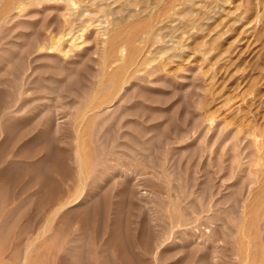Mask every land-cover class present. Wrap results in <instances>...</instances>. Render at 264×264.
<instances>
[{
	"label": "rangeland",
	"instance_id": "obj_1",
	"mask_svg": "<svg viewBox=\"0 0 264 264\" xmlns=\"http://www.w3.org/2000/svg\"><path fill=\"white\" fill-rule=\"evenodd\" d=\"M5 1L0 0V8ZM54 1L22 12L16 9L12 13L16 16L13 22L9 21L5 27L0 28V118L4 108L9 107L13 100L18 107L33 109L24 118H19L9 126L4 127V124L0 123V192L4 194L1 193L0 199L5 197V200L0 201V241L5 239V244L0 242V264H21L23 253L26 251L29 253V259L25 264H47L50 260L49 253L53 259L50 264H79L78 261L82 262L81 255L87 256V260L83 258L86 262L80 264H155L156 252L159 254V264H264L263 250L261 255L258 252L254 254L255 248H251L254 243L240 250L233 235L237 229L241 230L243 227L237 218V211L241 207L249 210L246 211L248 220L256 216L253 210L260 213V216L261 209H264V187L261 186L264 182V148L259 149L261 143L264 146V0H80L88 4V10L90 9L94 17L91 18L88 11L79 22L72 21L73 18L70 13L67 14L62 0ZM124 1L129 5L123 8L122 14L105 15L101 12L106 6L116 9ZM176 12L180 14L173 16ZM143 30L145 35H142ZM56 34L64 35L62 48L50 52L41 51V45L49 43L51 46L57 41L58 38H54ZM82 34L83 36H80ZM123 34L124 37L121 38ZM74 39L78 40L74 42ZM126 40L134 45L133 49ZM125 44L126 47L130 46L129 50H126ZM112 45L115 46L114 49L118 48L115 54ZM118 45L121 48L116 47ZM128 51L133 53H127ZM107 52L114 54L113 57L108 56L109 60L112 58L111 64L118 62L113 63L114 66L109 64V60L104 63L103 57ZM126 55L131 56L128 70L134 71L132 73L135 78L127 70L124 78L128 82L127 92L125 96L119 95L113 101L118 109L106 119L104 116L98 117V120L95 118V129H98L95 132L97 143L92 146L87 132L84 136L87 141L82 137L84 131H87L83 128L88 127L81 126L90 123L89 116L91 118L95 111L89 112L95 106L94 102L102 98L100 96L104 95L105 98L109 94L104 93L107 77L102 76H107L109 71V74L112 70V73L116 71V68L122 65L121 58ZM114 57L116 58L113 59ZM137 76H140V80ZM89 87L91 89H87ZM99 88L102 91H97ZM47 98L53 99L51 106H54L53 110L56 109L59 118H70L73 121L72 125L61 128L59 133L54 132L55 129H37L40 124L43 126L49 122L47 116H50V113L46 112V107L50 104L44 100ZM72 127H75L77 132L80 129L82 134L73 131ZM78 142L81 153L86 151L87 156L91 154L89 157L99 159V169L104 166L110 170H102L103 179L99 181L100 184L96 182L86 185L83 192L86 197H90V201L85 205L80 202V209L71 211L69 215L62 213L63 221L55 222L51 227L52 234L58 233L59 236L57 234L52 242L46 241L51 233L44 234L43 230H47L48 224L44 226L45 223H42L46 220L44 218L47 214H44L48 213V210L40 208V211L38 207L52 194L50 192L65 188L63 184L73 175L71 169L66 167H70L72 148ZM119 145L122 146L118 147ZM114 146L116 147L113 148ZM11 151L21 153L19 162H14L16 165L21 163L19 167L12 162L8 164L11 161ZM43 154L47 155V160ZM113 164L117 165V168ZM112 166L115 168H111ZM8 167L15 172L10 171ZM19 168L24 174L18 171ZM254 169H259L258 173ZM125 175V181L118 180L120 176ZM26 182L27 185L31 183L26 187ZM253 183L258 186L255 187ZM7 186L10 187L9 191ZM12 186L17 188V192H20L21 188L31 187L29 191L26 190L29 192L27 195L26 191L25 195L22 193L24 196H20L21 192H18L20 197L16 195L17 198H14L11 193L8 196ZM125 187L126 189H122ZM260 187L263 190L260 191ZM255 189H259V192L256 193ZM35 191L42 194L38 198L34 197ZM139 192L147 196L139 197ZM41 196L43 200L40 199V204L37 202ZM7 198L12 204L7 202ZM14 200L17 202H13ZM29 202H33V205ZM27 203L32 206L29 210L26 209L29 207ZM22 206L24 207L21 210ZM174 206L180 210L179 219L189 224L187 227H180L177 219L168 217V211ZM34 209L35 211H31ZM222 209L224 211H221ZM17 212H20L19 216ZM5 224L10 226L11 230L3 228ZM2 231L7 235L2 236ZM201 232H207L210 238H202ZM109 241H112L111 244ZM155 242L161 244L157 250ZM68 250H73L71 261L68 260V257L72 256ZM109 250L111 256L108 255ZM76 253H80L81 259L74 258ZM52 254L58 255L56 259ZM64 256L67 260L62 258Z\"/></svg>",
	"mask_w": 264,
	"mask_h": 264
},
{
	"label": "bare ground",
	"instance_id": "obj_2",
	"mask_svg": "<svg viewBox=\"0 0 264 264\" xmlns=\"http://www.w3.org/2000/svg\"><path fill=\"white\" fill-rule=\"evenodd\" d=\"M50 1H54V0H6L4 3H3V6L0 8V28H2V27H5L6 26V24L9 22V21H12L13 22V20L16 18V16L15 15H13L12 13H13V11H15L16 9H18L20 12H22V11H25L26 9H28V8H32V7H34V6H37V5H40V4H43V3H50ZM57 1V0H56ZM56 1H54V2H56ZM142 1V0H141ZM160 1V0H159ZM176 2H177V0H176ZM62 3H63V5H64V7H65V9H66V11H67V14L68 13H70V16H72V18H73V20L72 21H80L85 15H84V13L85 12H88L89 11V14H90V16H91V18H93L94 17V15L93 14H91V11H90V9L88 10V8H89V6H88V4H85L84 3V1H77V0H62ZM91 3H93V2H91ZM99 3V2H98ZM114 3H117V2H114ZM119 3V2H118ZM160 3V2H159ZM163 3H164V1H163ZM191 3V2H190ZM193 3V2H192ZM214 3V2H213ZM52 4V3H51ZM100 4V3H99ZM120 4V3H119ZM160 4H162V3H160ZM185 4V3H184ZM186 4H188V3H186ZM200 4V3H199ZM98 5V4H97ZM127 5H129L128 4V2H126V1H124V2H121V5H119L118 6V8H116V9H111V8H108L109 6H106L105 8H102L103 10L101 11L102 13H104L105 15H113V14H115V15H119V14H122L121 12H122V10H123V8L124 7H126ZM173 5V4H172ZM179 5V4H178ZM181 5V4H180ZM183 5V4H182ZM181 5V6H182ZM88 6V7H87ZM93 6V5H92ZM132 6V5H131ZM134 6V5H133ZM137 6V5H136ZM153 6V5H152ZM158 6H162V5H158ZM165 7V6H164ZM176 7V6H175ZM114 8V7H113ZM136 9H137V7H135ZM145 8H146V6H145ZM160 8V7H159ZM183 8V7H182ZM203 8H204V6H203ZM95 9V8H94ZM132 9V8H131ZM134 9V8H133ZM135 9V10H136ZM172 9V8H171ZM127 10V9H126ZM130 10V9H129ZM128 10V11H129ZM143 10V9H142ZM160 10V9H159ZM162 10V9H161ZM203 10V9H202ZM209 10H210V8H209ZM134 11V10H133ZM156 11H158V10H156ZM170 11V10H169ZM215 11V10H214ZM17 12V11H16ZM126 12V11H125ZM205 13V12H204ZM203 13V14H204ZM88 14V13H87ZM99 14H100V12H99ZM103 14V15H104ZM180 13L179 12H176L173 16H177V15H179ZM131 15V14H130ZM136 15V14H135ZM134 15V16H135ZM160 15V14H159ZM193 15V14H192ZM207 15V14H206ZM66 16V15H65ZM150 16V15H149ZM169 16V15H168ZM204 16V15H203ZM86 17H89V16H86ZM106 17H108V16H106ZM126 17V16H125ZM124 17V18H125ZM143 17V16H142ZM130 18V17H129ZM202 18H205V17H202ZM213 18V17H212ZM59 19V18H58ZM68 19V18H67ZM69 19H71V18H69ZM110 19V18H109ZM144 19V18H143ZM151 19V18H150ZM166 19V18H165ZM171 19H172V17H171ZM93 20V19H92ZM118 20V19H117ZM138 20V19H137ZM167 20V19H166ZM177 20H178V18H177ZM179 20H180V18H179ZM210 20V19H209ZM70 21V20H69ZM108 21V20H107ZM148 21V20H147ZM155 21V20H154ZM171 21V20H170ZM63 22H64V19H63ZM78 22H77V24H78ZM117 22V21H116ZM115 22V23H116ZM132 22V21H131ZM144 22V21H143ZM142 22V23H143ZM152 22V21H151ZM180 22V21H179ZM192 22V21H191ZM195 22V21H194ZM10 23V22H9ZM67 23V22H66ZM90 23V22H89ZM121 23V22H120ZM148 23V22H147ZM146 23V24H147ZM177 23V22H176ZM13 24H16V23H13ZM20 24V23H19ZM18 24V25H19ZM73 24V23H72ZM101 24V23H100ZM111 24V23H110ZM119 24V23H118ZM127 24H129V23H127ZM132 24V23H131ZM182 24V23H181ZM64 25H66V24H64ZM74 25H75V23H74ZM74 25H70V26H74ZM79 25V24H78ZM105 25H106V23H105ZM113 25H115V24H113ZM124 25V24H123ZM139 25V24H138ZM138 25H136V26H138ZM153 25V24H152ZM151 25V26H152ZM156 25V24H155ZM158 25L160 26L161 24H160V22L158 23ZM164 25V24H163ZM175 25V24H174ZM20 26V25H19ZM172 26V25H171ZM185 26V25H184ZM202 26V25H201ZM22 27H23V25H22ZM74 27H76V25L74 26ZM91 27H93V26H91ZM103 27V26H102ZM101 27V28H102ZM115 27V26H114ZM132 27V26H131ZM133 27H134V25H133ZM132 27V28H133ZM148 27V26H147ZM153 27V26H152ZM152 27H150V28H152ZM164 27V26H163ZM187 27V26H186ZM194 27H196V26H194ZM193 27V28H194ZM78 28V27H77ZM107 28V26L105 27V30H107L106 29ZM122 28V27H121ZM124 28V27H123ZM126 28H128V27H126ZM136 28V27H135ZM176 28V27H175ZM175 28H173V29H175ZM199 28V27H198ZM71 29V28H70ZM82 29V28H81ZM177 29H179V28H177ZM202 29V28H201ZM1 30V29H0ZM115 30V29H114ZM138 30H139V27H138ZM148 30V29H147ZM196 30V29H195ZM74 30H72V32H73ZM89 31V30H88ZM102 31V30H101ZM113 31V30H112ZM131 31V30H130ZM133 31H135V30H133ZM145 30H143L142 31V33L144 32ZM152 31V30H151ZM183 31V30H182ZM77 32V31H76ZM76 32H75V34H76ZM195 32V31H194ZM193 32V33H194ZM82 33H83V30H82ZM87 33V32H86ZM118 33V32H117ZM120 33V32H119ZM122 33V32H121ZM136 33V32H135ZM139 33V32H138ZM145 33L146 32H144L142 35H145ZM1 34V33H0ZM71 34V33H70ZM70 34H68V35H70ZM79 34V33H78ZM80 34H81V32H80ZM84 34V33H83ZM83 34L82 35H80V36H83ZM116 34V33H115ZM131 34H134V33H131ZM137 34V33H136ZM151 34V33H150ZM190 34V33H189ZM30 35V34H29ZM73 35V34H72ZM112 35H114V34H112ZM128 35V34H127ZM169 35V34H168ZM27 36V35H26ZM59 36V37H58ZM76 36V35H75ZM96 36V35H95ZM126 36V35H125ZM114 36H112V38H113ZM121 37V36H120ZM124 37V34L122 35V37L121 38H123ZM151 37V36H150ZM45 38V37H44ZM54 38H58L57 39V41L55 42V43H53V45L51 44V46H50V44L48 45V44H45V45H41V51L42 50H49L48 52H50V50H52L53 51V49H59V48H62V43H61V41L63 40V38H64V35H60V34H56L55 35V37ZM127 38V37H126ZM145 38V37H144ZM148 38V37H147ZM164 38H166V37H164ZM171 38V37H170ZM4 39H6V38H4ZM33 40V39H32ZM45 40V39H44ZM52 40V39H51ZM65 40H67V39H65ZM76 40H78V39H76ZM75 39H74V42L76 41ZM120 40V39H119ZM127 40H128V38H127ZM126 40V41H127ZM145 40V39H144ZM148 40V39H147ZM152 40V39H151ZM161 40V39H160ZM129 41H132V40H129ZM166 41V40H165ZM171 41V40H170ZM175 41V40H174ZM183 41V40H182ZM181 41V43H183ZM44 42V41H43ZM49 42H50V40H49ZM151 42V41H150ZM149 42V43H150ZM153 42V41H152ZM158 42V41H157ZM33 43H36V42H33ZM108 43V42H107ZM116 43V42H115ZM114 43V44H115ZM127 43L132 47V46H134V45H131L128 41H127ZM133 43V42H132ZM144 43V42H143ZM111 44H113V43H111ZM118 44H121V43H118ZM167 44V43H166ZM11 45V44H10ZM13 45V44H12ZM15 45H17V44H15ZM115 45H117V43L115 44ZM123 45V44H122ZM122 45H120V46H122ZM144 45H146V41H145V43H144ZM154 45V44H153ZM109 46V45H108ZM124 46V45H123ZM130 46H128V47H126V44H125V48H127L126 50H129L130 49ZM151 46V45H150ZM114 47L115 46H113L112 45V48H113V53L115 54V52L117 51V49H114ZM116 47H119V45L118 46H116ZM158 47V46H157ZM172 47V46H171ZM175 47V46H174ZM119 48H121V47H119ZM129 48V49H128ZM134 47H132V49H133ZM139 47H137V49H138ZM147 48V47H146ZM145 48V49H146ZM181 48V47H180ZM40 49V48H39ZM108 49V48H107ZM107 49H106V51H107ZM63 50V49H62ZM125 50V49H124ZM139 50H140V48H139ZM152 50V49H151ZM154 50V49H153ZM174 50H176V49H174ZM96 51V50H95ZM111 52H112V50H110ZM136 51V50H135ZM147 51V50H146ZM149 51V50H148ZM56 52H57V50H56ZM121 52V51H120ZM120 52H117V53H120ZM137 52V51H136ZM153 52V51H152ZM173 52H175V51H173ZM41 53V52H40ZM39 53V54H40ZM106 53V52H105ZM116 53V54H117ZM125 53V52H124ZM127 53H130L129 51L127 52ZM131 53H133V52H131ZM130 53V54H131ZM143 53V52H142ZM201 53V52H200ZM36 54V53H35ZM114 54H112V53H110V52H107V54L106 55H104L105 57H103V61H104V63L106 64V62H107V60H109V58L112 56H114ZM135 54H137V53H135ZM134 54V55H135ZM174 54V53H173ZM204 54V53H203ZM33 55V54H32ZM70 55V54H69ZM71 55H72V52H71ZM91 55H93L94 56V54H91ZM129 55V54H128ZM163 55V54H162ZM17 56V55H16ZM108 56H110L109 58H108ZM120 56V54L118 55V57ZM123 56V55H122ZM137 56H138V54H137ZM140 56V55H139ZM168 56V55H167ZM50 57V56H49ZM142 57V56H141ZM140 57V58H141ZM16 58V57H15ZM95 58V57H94ZM108 58V59H107ZM116 57H114L113 59H115ZM139 58V59H140ZM160 58H163V57H160ZM160 58H158L159 60H160ZM167 58V57H166ZM172 58V57H171ZM2 59V58H1ZM120 59V58H119ZM118 59V61H119V63H120V60ZM131 59V56H127L126 55V57H124V58H121V62H122V65L120 66V67H118V69L116 68V71H114L113 73H112V71H111V73L109 74V72H107V71H104V73L105 72H107V76L105 75H103L102 77H107V80H106V82L105 83H107V85H105L104 86V93L105 92H108L109 94H108V96L107 97H105V98H103V96L104 95H102V96H100V97H102V98H98V101H96V102H94V103H96L95 104V106L93 107V109H90V112L89 113H91V110L92 111H95L94 112V114H92L93 116L90 118V116H89V119L91 120L90 121V123L87 125V124H83L81 127H88V129H85V128H83L84 130H87V131H84L82 128V130L85 132V133H80L79 131H80V129L78 130V132L76 131V130H74V128L77 126V124H79V123H77L76 124V126L73 128V131H76V133H80V134H82V137H83V140H85L86 138H84V136L86 135V132H87V135L89 134V136H90V141L91 142H89V143H92V146H94V144L93 143H97L96 142V138H95V132H96V130H98V129H95V125H94V123L96 122L97 123V121H95V118H96V120H98V117H100V116H104V118L106 119V118H108V117H110L115 111H116V109H118L117 107H116V104L114 105L113 104V101H115L116 100V98L119 96V95H122V97L123 96H125V93L127 92V87H126V85H127V79H125L124 80V78H125V73L127 72V70L130 68V61H132V60H130ZM3 60V59H2ZM13 60V59H12ZM16 60V59H15ZM14 60V61H15ZM110 60H112V58L110 59ZM109 60V61H110ZM141 60V59H140ZM139 60V61H140ZM149 60V59H148ZM13 61V62H14ZM108 61V62H109ZM160 61H162V60H160ZM2 62V61H1ZM12 62V63H13ZM28 62V61H27ZM100 62V61H99ZM116 61H114V62H112V64H111V61L109 62V64H111V66L113 65V63H115ZM137 62H138V60H137ZM4 63V62H3ZM30 63V62H29ZM116 63H118V62H116ZM154 63V62H153ZM4 64H7V63H4ZM32 64V63H31ZM102 64V63H101ZM109 64L107 65V66H109ZM155 64H157V62L155 63ZM159 64V63H158ZM98 65V64H97ZM118 65V64H117ZM96 66V65H95ZM106 66V65H105ZM114 66V65H113ZM142 66H145V65H142ZM152 66H154V65H152ZM158 66V65H157ZM5 67H6V65H5ZM151 67V66H150ZM69 68V67H68ZM93 68H94V66H93ZM138 68V67H137ZM2 69H4V67L2 68ZM22 69H24V68H22ZM57 69V68H56ZM109 69V68H108ZM110 69H112V68H110ZM114 69V68H113ZM151 69V68H150ZM150 69H148V71L150 70ZM45 70V69H44ZM68 70V69H67ZM115 70V69H114ZM3 71V70H2ZM129 71V70H128ZM28 72V71H27ZM30 72V71H29ZM129 72H134L133 70L131 71H129ZM138 72V71H137ZM15 73V72H14ZM37 73V72H36ZM102 73H103V67H102ZM146 74V73H145ZM2 75V74H1ZM12 75V74H11ZM61 75V74H60ZM132 75H133V73H132ZM138 75V74H137ZM13 76V75H12ZM66 76V75H65ZM130 76H131V74H130ZM30 77V76H29ZM128 77V76H127ZM126 77V78H127ZM132 77V76H131ZM131 77H129V79L131 78ZM133 77L135 78V74L133 75ZM138 77V76H137ZM140 77V76H139ZM139 77H138V79H139ZM1 78V77H0ZM68 78V77H67ZM92 78V77H91ZM100 78H101V76H100ZM148 78V77H147ZM90 79V78H89ZM93 79V78H92ZM132 79V78H131ZM144 79V78H143ZM9 80V79H8ZM27 80V79H26ZM37 80L38 79H36V81L35 82H37ZM99 80V79H98ZM140 80V79H139ZM138 80V81H139ZM65 81V80H64ZM11 83H13V82H11ZM39 83H40V81H39ZM96 83V82H95ZM101 83V82H100ZM141 83V82H140ZM6 84V83H5ZM30 84V83H29ZM93 84H94V82H93ZM157 84H158V82H157ZM31 85V84H30ZM34 85H35V83H34ZM36 85H38V83L36 84ZM101 85H102V83H101ZM103 85H104V83H103ZM71 86V85H70ZM130 86V85H129ZM145 86V85H144ZM16 87V86H15ZM23 87V86H22ZM95 87V86H94ZM97 87V86H96ZM99 87V86H98ZM5 88V87H4ZM4 88H2V89H4ZM24 88H25V86H24ZM27 88V87H26ZM31 88V87H30ZM38 88H40L39 86H38ZM45 88V87H44ZM148 88V87H147ZM158 88V87H157ZM6 89H8V88H6ZM21 89V88H20ZM41 89V88H40ZM71 89H73V88H71ZM87 89H91L90 87L89 88H87ZM1 90V89H0ZM22 90V89H21ZM48 90H50V89H48ZM53 90V89H52ZM57 90V89H56ZM99 90H101L100 88L97 90V91H99ZM109 90V91H108ZM4 91V90H3ZM6 91V90H5ZM30 91V90H29ZM34 91H35V89H34ZM69 91V90H68ZM71 91V90H70ZM73 91V90H72ZM102 91V90H101ZM2 92V91H1ZM7 92V91H6ZM23 92V91H22ZM36 92V91H35ZM85 92V91H84ZM95 92V91H94ZM131 92V91H130ZM137 92H138V90H137ZM33 93V92H32ZM40 93V92H39ZM51 93H53V92H51ZM65 93V92H64ZM98 93V92H97ZM129 93V92H128ZM139 93V92H138ZM137 93V94H138ZM141 93V92H140ZM199 93V92H198ZM70 94V93H69ZM96 94V93H95ZM94 94V95H95ZM133 94V93H132ZM8 95H9V93H8ZM37 95V94H36ZM78 95H79V93H78ZM11 96V95H10ZM25 96V95H24ZM32 96V95H31ZM64 96V95H63ZM3 97V96H2ZM9 97V96H8ZM29 97V96H28ZM67 98H68V96H66ZM66 97H64V98H66ZM74 97V96H73ZM79 97H81V96H79ZM133 97V96H132ZM138 97V96H137ZM141 97V96H140ZM95 98H97V97H95ZM9 99V98H8ZM19 99V98H18ZM17 99V100H18ZM23 99V98H22ZM29 99V98H28ZM13 100V99H12ZM11 100V101H12ZM16 100V99H15ZM34 100V99H33ZM44 100H46V102L47 103H49L50 104V106H48V107H46V112H49L50 113V116H47V120L49 121V122H47L46 124H44L43 126L40 124V127H38L37 129H55L54 130V132H56V133H59V131H60V129L61 128H65L66 126H70V125H72L73 124V121H72V119H65L64 117L63 118H59L60 116L58 115V113H57V111H56V109H55V111L53 110L54 109V106L52 107L51 106V103L53 102V99H51V98H47V99H44ZM43 100V101H44ZM62 100H65V99H62ZM72 100V99H71ZM135 100V99H134ZM128 101H130V100H128ZM13 102H14V100H13ZM12 102V104L9 106V107H7V108H4V110H3V115L1 116V118H0V120H1V125L2 124H4V127L5 126H9L11 123H13V122H16L17 120H19V118H24L26 115H28V113L30 112V111H32L33 109H31V110H29V109H27V108H24L23 106L22 107H18V106H16L14 103ZM56 102V101H55ZM70 102V101H69ZM76 102V101H75ZM137 102V101H136ZM140 102V101H139ZM37 103V102H36ZM146 103V102H145ZM64 104V103H63ZM67 103H65V105H66ZM69 104V103H68ZM91 104V103H90ZM142 104V103H141ZM147 104V103H146ZM36 105V104H35ZM38 105V104H37ZM44 106H45V104H43ZM109 105V106H108ZM104 106H108V107H106L105 109L103 108ZM130 106V105H129ZM72 107V106H71ZM87 107V106H86ZM122 107V106H121ZM70 108V107H69ZM73 108V107H72ZM88 108V107H87ZM89 108H90V106H89ZM124 108V107H123ZM126 108V107H125ZM135 108H137V107H135ZM37 109V108H36ZM128 109V108H127ZM131 109V108H130ZM139 109H143V108H139ZM145 109V108H144ZM69 110V109H68ZM68 110H65V112L66 111H68ZM63 111V110H62ZM84 111V110H83ZM126 111V110H125ZM130 111V110H129ZM146 111V110H145ZM34 112V111H33ZM61 112V111H60ZM64 112V113H65ZM38 113V112H37ZM122 113V112H121ZM134 113H136V112H134ZM32 114V113H31ZM40 114V113H39ZM86 114V113H85ZM88 114V113H87ZM123 114H125V113H123ZM129 114H130V112H129ZM65 115V114H64ZM86 116V115H85ZM86 117H88V116H86ZM85 117V118H86ZM81 118L83 119L84 118V115H82L81 116ZM32 119V118H31ZM34 119V118H33ZM79 119H80V117H79ZM103 119V118H102ZM121 119V118H120ZM205 119V118H204ZM35 120V119H34ZM138 120V119H137ZM80 121V120H79ZM103 121H105L104 119H103ZM119 121V120H118ZM134 121V120H133ZM146 121V120H145ZM34 122V121H33ZM44 122V121H43ZM77 122H78V120H77ZM83 122V121H82ZM87 122H88V118H87ZM86 121H85V123H87ZM99 122V121H98ZM102 122V121H101ZM117 122V121H116ZM76 123V122H75ZM74 123V124H75ZM95 123V124H96ZM120 123V122H119ZM135 123V122H134ZM100 124V123H99ZM136 124V123H135ZM35 125V124H34ZM39 126V125H38ZM97 126V125H96ZM116 125L114 124V127H115ZM128 126V125H127ZM213 126V125H212ZM27 127V126H26ZM89 127H91L90 129H89ZM105 127V126H104ZM113 127V126H112ZM113 127V128H114ZM120 127V126H119ZM138 127V126H137ZM112 128V129H113ZM37 129H35V130H37ZM77 129V128H76ZM102 129H104V128H102ZM115 129V128H114ZM123 129V128H122ZM31 130V129H30ZM105 130V129H104ZM103 130V131H104ZM110 130V129H109ZM130 130V129H129ZM112 131V130H111ZM115 131H117V130H115ZM263 132V131H262ZM53 133V132H52ZM75 133V132H74ZM130 133V132H129ZM41 134V133H40ZM48 134H50V133H48ZM80 134H78V135H80ZM106 134V133H105ZM109 134V131H108V133H107V135ZM117 134H118V132H117ZM260 134H261V132H260ZM2 135V134H1ZM54 135V134H53ZM106 135V136H107ZM125 135V134H124ZM50 136H51V134H50ZM50 136H48V137H50ZM241 136V135H240ZM78 137V136H77ZM82 137L80 138V140L82 139ZM116 137V136H115ZM261 138H262V135L260 136ZM89 138V137H88ZM101 138V137H100ZM112 138V137H111ZM120 138H123V137H120ZM48 139V138H47ZM51 139V138H50ZM98 139V138H97ZM28 140V139H27ZM100 140V139H99ZM106 140V139H105ZM7 141V140H6ZM47 141V140H46ZM60 141V140H59ZM85 141H87V139L85 140ZM84 141V142H85ZM146 141V140H145ZM150 141V140H149ZM5 142V141H4ZM11 142V141H10ZM111 142V141H110ZM122 142V141H121ZM253 142V141H252ZM258 142V141H257ZM261 142H262V140H261ZM33 143V142H32ZM145 143V142H144ZM31 144V143H30ZM34 144V143H33ZM106 144V143H105ZM110 144V143H109ZM146 144V143H145ZM148 144V143H147ZM146 144V145H147ZM179 144V143H178ZM254 144V143H253ZM259 144V143H258ZM261 144H263V143H261ZM260 144V150H262L263 148H264V146L263 145H261ZM86 145V144H85ZM102 145V144H101ZM123 145V144H122ZM122 145H119L118 147H120V146H122ZM2 146V145H1ZM25 146V145H24ZM30 146V145H29ZM263 146V147H262ZM86 147V146H85ZM85 147H84V149H85ZM95 147H96V145H95ZM95 147H93V148H95ZM105 147V146H104ZM116 146H114L113 148H115ZM257 147V146H256ZM262 147V148H261ZM27 148V147H26ZM29 148V147H28ZM27 148V149H28ZM1 149V148H0ZM106 149V148H105ZM128 149V148H127ZM132 149V148H131ZM258 149V150H259ZM65 150V149H64ZM64 150H62V151H64ZM72 150H73V152H72V154H71V156H72V158H71V161L69 162V165H70V167H66V168H69V169H71V174H73L69 179H67L66 180V184H63L64 185V189H59V190H57V192H50V193H52L51 195L50 194H48V195H50L49 197H47V199H45V200H43V199H41L42 198V196L39 198V202H37V203H40V201L41 200H43L40 204L42 205L41 207L39 206L38 208H39V210H40V208L42 209V208H44V209H46L45 211H47L48 210V213H46L45 212V214H44V216H46V214H47V217L46 218H44V219H46V220H43V221H45V222H43L42 224H44L45 223V225L44 226H46V223L48 224L47 226H46V228H47V230L45 231V230H43L44 231V234H46L47 232H50L51 234L47 237V240L46 241H51L54 237H56L57 236V234H52V232H51V230L53 229V228H51L52 227V225H53V223H55V222H62L63 221V219H64V216H61L62 215V213H64V212H66V214L65 215H69L70 213H72L71 211H74V210H78V209H80L79 207H80V202H82V204L83 205H85V204H87L89 201H90V197H86V195H84V192H83V190H84V188L86 187V185H88L89 183H96V182H98L99 183V181H101V179H103V176H102V170L104 171V172H107L108 171V169L109 168H107V167H102L101 169H99V166H100V164H99V159H96V158H94L93 156H91V157H89V156H87V154H85L86 153V151H85V153L83 154V153H81V148H80V142H78V144H76L75 145V147L74 148H72ZM111 150V149H110ZM113 150V149H112ZM257 150V149H256ZM259 150V151H260ZM26 151V150H25ZM29 151V150H28ZM27 151V152H28ZM65 151H67V150H65ZM64 151V152H65ZM258 151V152H259ZM17 152V151H16ZM45 152H46V150H45ZM48 152V151H47ZM46 152V153H47ZM53 152V151H52ZM130 152V151H129ZM49 153V152H48ZM65 153H69V152H65ZM123 154H124V152H122ZM261 154H262V152H260ZM260 153L257 155L258 157H259V155H260ZM20 154L21 153H14V152H12L11 151V161L8 163V164H11V162L13 163V165L15 164L14 162H19L18 161V159H20ZM23 154V153H22ZM25 154V153H24ZM53 154V153H52ZM100 154V153H99ZM106 154V153H105ZM123 154H122V156H123ZM43 155H45V154H43ZM69 155V154H68ZM93 155V154H92ZM95 155V154H94ZM121 155V154H120ZM47 155H45V158H46V160H47V157H46ZM22 157V156H21ZM28 157V156H27ZM33 157V156H32ZM43 157V156H42ZM117 157H119V156H117ZM117 157H115V158H117ZM124 158H127V157H125V155L123 156ZM122 157V158H123ZM132 157V156H131ZM135 157V156H134ZM247 157V156H246ZM261 157V156H260ZM30 159H31V157H29ZM38 158V157H37ZM36 158V159H37ZM143 158V157H142ZM29 159V160H30ZM39 159V158H38ZM37 159V160H38ZM103 159V158H102ZM149 159V158H148ZM23 160V159H22ZM21 160V161H22ZM41 160V159H40ZM40 160H39V162H40ZM43 160H44V158H43ZM104 160H106L105 158H104ZM108 160V159H107ZM121 160V159H120ZM120 160H118V161H120ZM125 160V159H124ZM263 160V159H262ZM122 161V160H121ZM144 161V160H143ZM145 161H147V160H145ZM258 161V160H257ZM26 162V161H25ZM105 162V161H104ZM123 162V161H122ZM130 162H132V161H130ZM146 163V162H145ZM257 163V162H256ZM261 162H259V164H260ZM5 164V163H4ZM19 165H21V163H18ZM27 163H25V165H26ZM42 164V163H41ZM47 164V163H46ZM45 163H44V165H46ZM118 164H120V163H118ZM134 164V163H133ZM263 164V163H262ZM1 165V164H0ZM16 165V164H15ZM19 165H16V166H18L19 167ZM43 165V166H44ZM49 165V164H48ZM47 165V166H48ZM112 165V164H111ZM114 166H115V164H113ZM135 165V164H134ZM140 165V164H139ZM146 165V164H145ZM11 166V165H10ZM16 166H14V168L16 169L15 171H17V168H16ZM117 166V165H116ZM115 166V167H116ZM187 166V165H186ZM12 167V166H11ZM41 167V166H40ZM46 167V166H45ZM44 167V168H45ZM49 167V166H48ZM58 167V166H57ZM115 167H111V168H115ZM119 167V166H118ZM124 167V166H123ZM122 167V168H123ZM144 167V166H143ZM146 168H147V165L145 166ZM230 167V166H229ZM238 167H240L239 165H238ZM256 167V166H255ZM259 168H261L260 166H258ZM263 167H264V165H263ZM8 168H10V167H8ZM24 168V167H23ZM29 168V167H28ZM27 168V169H28ZM37 168V167H36ZM54 168V167H53ZM117 168V167H116ZM230 168H232V167H230ZM257 168V167H256ZM21 168H19V170L18 171H21L20 173H23L22 172V170H20ZM30 169V168H29ZM33 169H34V167H33ZM49 168H47V170H48ZM54 170V169H53ZM66 170V169H65ZM110 170V169H109ZM114 170V169H113ZM122 170V169H121ZM135 170H136V168H135ZM145 170V169H144ZM256 169H254V171H255ZM261 170V169H260ZM264 170V169H263ZM9 171V170H8ZM10 171H13V170H11V168H10ZM15 171H13V172H15ZM37 171V170H36ZM126 171V170H125ZM136 171H138V170H136ZM161 171H163V170H161ZM186 171V170H185ZM237 171V170H236ZM236 171H235V174H236ZM257 171V170H256ZM258 171H259V169H258ZM258 171H257V173H258ZM262 171V170H261ZM38 172H39V170H38ZM37 172V173H38ZM44 172V171H43ZM127 172H128V170H127ZM127 172H125V173H127ZM130 172H133V171H130ZM8 173V172H7ZM19 173V172H18ZM26 173V172H25ZM112 173V172H111ZM238 173V172H237ZM260 173V172H259ZM262 173V172H261ZM24 174V173H23ZM107 173H105V175H106ZM110 174V173H109ZM114 175L116 174V172H114L113 173ZM120 174H121V172H120ZM147 174V173H146ZM188 174V173H187ZM264 174V173H263ZM15 175V174H14ZM41 175V174H40ZM39 175V176H40ZM137 175H139V174H137ZM173 175V174H172ZM175 175V174H174ZM256 175V174H255ZM20 176V175H19ZM18 176V177H19ZM42 176V175H41ZM50 176V175H49ZM52 176H55V175H52ZM102 176V177H101ZM133 176H134V173H133ZM245 176V175H244ZM261 176H262V174H261ZM22 177H23V175H22ZM43 177V176H42ZM130 177V176H129ZM145 177H147V176H145ZM149 177V176H148ZM156 177H157V175H156ZM235 177V176H234ZM247 177V176H246ZM252 177V176H251ZM37 178V177H36ZM105 178V177H104ZM118 178V177H117ZM116 178V179H117ZM134 178V177H133ZM248 179H249V177H247ZM15 179V178H14ZM19 179V178H18ZM24 179H25V177H24ZM33 179V178H32ZM38 179V178H37ZM125 179H126V175L125 176H120L119 177V179L118 180H120V181H125ZM201 179V178H200ZM256 179H258V177L256 178ZM260 179V178H259ZM9 180V179H8ZM42 180V179H41ZM173 180V179H172ZM199 180V179H198ZM202 180V179H201ZM241 180H242V178H241ZM34 181V180H33ZM113 181V180H112ZM138 181V180H137ZM136 181V182H137ZM260 181V180H259ZM262 181V180H261ZM19 182V181H18ZM25 181H23V183H24ZM29 182V181H28ZM32 182V181H31ZM30 182V183H31ZM35 182V181H34ZM38 182V181H37ZM195 182H197V181H195ZM199 182V181H198ZM240 182V181H239ZM29 183V184H30ZM97 183V185H99ZM146 183H147V181H146ZM251 183V182H250ZM259 183V182H258ZM17 184V183H16ZM15 184V187L17 186ZM28 184V185H29ZM37 184V183H36ZM40 184V183H39ZM114 185H115V183H113ZM137 184V183H136ZM195 184V183H194ZM254 185H255V187H257L258 185H256L255 183H253ZM263 185H264V182L262 183ZM18 185H19V183H18ZM27 185V182H26V185L24 184V186H28ZM263 185H261L262 187H264ZM5 186V185H4ZM9 186V185H8ZM8 186L6 187V189L8 190H10V187L8 188ZM14 186V185H13ZM12 186V187H13ZM31 186H33V185H31ZM31 186H29V188L31 187ZM39 186V185H38ZM91 186V185H90ZM95 186V185H94ZM195 186V185H194ZM236 186V185H235ZM15 187H13L12 188V190L8 193V196H9V194L11 193V194H13L14 195V198H17V196H21V194L23 193L24 194V192L26 191V190H28L29 191V188H27L26 189V187H24V188H21V193L19 194L18 192H17V188H15ZM114 187V186H113ZM89 188V187H88ZM115 188V187H114ZM137 188V187H136ZM197 188V187H196ZM242 188H243V186H242ZM122 189H126V187L125 188H122ZM8 190V191H9ZM32 190V189H31ZM104 190V189H103ZM114 190V189H113ZM117 191H119L118 189H116ZM188 190V189H187ZM186 190V191H187ZM199 190V189H198ZM254 190V189H253ZM255 190H257V189H255ZM259 190V189H258ZM257 190V192L256 193H258L259 191ZM261 190H263V189H261V187H260V191ZM28 191H26L25 192V194L28 192ZM126 192H127V190H125ZM140 191V190H139ZM185 191V192H186ZM192 191V190H191ZM7 192V191H6ZM39 192V191H38ZM188 192V191H187ZM245 192H246V190H245ZM264 192V191H263ZM263 192H262V194H263ZM1 193L2 192H0V195H1ZM29 193V192H28ZM27 193V194H28ZM44 193V192H43ZM247 193V192H246ZM253 193V192H252ZM3 194V193H2ZM17 194H19V195H17ZM22 194V196H24ZM26 194V195H27ZM32 194V193H31ZM35 194L37 195H34V197H37L38 198V196L40 195V194H42V193H36V191H35ZM119 194V193H118ZM145 194V193H144ZM144 194H141L140 192L137 194V195H139V197H142V198H145L146 196H147V194L146 195H144ZM259 194H261V193H259ZM4 195V194H3ZM17 195V196H16ZM120 195V194H119ZM123 195V194H122ZM125 195H126V193H125ZM197 195H199V194H197ZM19 196V197H20ZM97 196V195H96ZM124 196V195H123ZM122 196V197H123ZM245 196V195H244ZM257 196H259L258 194H257ZM256 196V197H257ZM18 197V198H19ZM27 196H25V198H26ZM44 197V196H43ZM253 199H255V195H253ZM5 197H3L2 199H0V201H2L3 199H4ZM11 198H12V196H11ZM29 198H32L33 199V197H29ZM37 198L35 199V200H37ZM242 198V197H241ZM259 198V197H258ZM262 198V197H261ZM8 200H9V198H7ZM28 199V198H27ZM41 199V200H40ZM97 199V198H96ZM119 199V198H118ZM195 199H197V198H195ZM250 199H251V197H250ZM264 199V198H263ZM5 200V199H4ZM7 200V202H10V200L8 201ZM12 200V199H11ZM15 200H17V199H15ZM13 201V202H17V201ZM120 200V199H119ZM146 200V199H145ZM149 200V199H148ZM152 200V199H151ZM187 200V199H186ZM221 200V199H220ZM219 200V201H220ZM241 200V199H240ZM240 200H238V201H240ZM260 200V199H259ZM32 201V200H31ZM195 201V200H194ZM203 201V200H202ZM248 201V200H247ZM246 201V202H247ZM257 201V200H256ZM5 202V201H4ZM3 202V203H4ZM7 202H5L6 203V205H7ZM23 202V201H22ZM151 202V201H150ZM254 202V201H253ZM11 203V202H10ZM9 203V204H10ZM31 202H29V204H30ZM33 203V202H32ZM31 203V204H32ZM91 203V202H90ZM148 203V202H147ZM194 203V202H193ZM239 203V202H238ZM12 204V203H11ZM10 204V205H11ZM28 204V203H27ZM26 204V205H27ZM29 204H28V206H29ZM0 205H1V203H0ZM3 205V204H2ZM25 205V206H26ZM33 205V204H32ZM141 205H143V204H141ZM194 205V204H193ZM245 205V204H244ZM89 206V205H88ZM204 206V205H203ZM228 206V205H227ZM24 206H22L21 207V210H22V208H23ZM27 207V206H26ZM30 207H32V206H29L28 208H26L27 210H29V208ZM84 207V206H83ZM86 207V206H85ZM155 207V206H154ZM211 207V206H210ZM229 207V206H228ZM238 207V206H237ZM264 207V206H263ZM18 208V207H17ZM33 208H36V207H33ZM153 208V207H152ZM155 208H158V207H155ZM226 208V207H225ZM1 209V208H0ZM31 209V208H30ZM21 210H19V211H21ZM24 210V209H23ZM38 210V209H37ZM209 210V209H208ZM262 210V213H261V215L259 216V214H258V212H256L255 213V211L253 210V212H254V215H256L253 219H251L250 218V220H248L247 219V217L249 216L248 215V211L246 210V207H241V209H239L238 211H237V218H238V223L241 225V226H243L242 227V229L240 230H236L235 231V233H233V235H235V238H236V244H237V246H238V248L240 249V250H244L248 245H251V244H253L254 243V246H252L251 248H255L253 251H255V253L254 254H256V252H258L260 255L262 254V250H263V255H264V209L262 208L261 209ZM260 210V211H261ZM31 211H35V209L34 210H31ZM41 211V210H40ZM147 211V210H146ZM219 211V210H218ZM221 211H224L223 209L221 210ZM247 211V212H246ZM16 212V211H15ZM27 212V211H26ZM44 212V211H43ZM167 212V211H166ZM213 212V211H212ZM229 212V211H228ZM250 212H252L251 210H250ZM20 213V212H19ZM19 213L17 212L16 214H18L17 216H19ZM222 213V212H221ZM15 214V215H16ZM146 214H147V212H146ZM145 214V215H146ZM234 214V213H233ZM258 214V215H257ZM152 215V214H151ZM218 215V214H217ZM231 215V214H230ZM248 215V216H247ZM253 215V216H254ZM60 216L62 217L61 219H60ZM89 216V215H88ZM179 216H180V210L177 208V207H175L174 206V208H172V209H170V211H168V217H170V218H174L175 220L177 219V222H178V224L180 225V227H182V226H188L189 224L188 223H183V220L181 221L180 219H179ZM215 216V215H214ZM236 216V215H235ZM13 217H14V215H13ZM145 217V216H144ZM152 217V216H151ZM223 217V216H222ZM18 218V217H17ZM146 218V217H145ZM208 218V217H207ZM15 219H16V216H15ZM38 219V218H37ZM230 219V218H229ZM233 219V218H232ZM20 220V219H19ZM215 220V219H214ZM227 220V219H226ZM89 221H91V220H89ZM230 221V220H229ZM16 222V221H15ZM35 222V221H34ZM149 222V221H148ZM169 222V221H168ZM186 222V221H185ZM215 222V221H214ZM227 222V221H226ZM26 224V223H25ZM64 224H66V223H64ZM211 224V223H210ZM209 224V226H211ZM8 225H10V224H8ZM43 226V225H42ZM167 226V225H166ZM174 227V226H173ZM206 227V226H205ZM212 227V226H211ZM210 227V228H211ZM217 227V226H216ZM216 227H214V228H216ZM232 227V226H231ZM3 228H6L7 230L8 229H10V226L8 227L6 224H5V226L3 227ZM209 228V227H208ZM207 228V229H208ZM220 228V227H219ZM227 228H229V227H227ZM233 228H235V227H233ZM27 229H28V227H27ZM55 230H56V228H54ZM186 229H188L189 230V228H186ZM1 230V229H0ZM11 230V229H10ZM9 230V231H10ZM66 230V229H65ZM79 230V229H78ZM206 230V229H205ZM210 230V229H209ZM222 230V229H221ZM61 231V230H60ZM157 231V230H156ZM223 231V230H222ZM53 232H54V230H53ZM179 232H182V231H179ZM178 232V233H179ZM190 232H191V230H190ZM193 232V231H192ZM216 232V231H215ZM2 234V236H5V235H7V234H5L6 232H1ZM42 234H43V232H41ZM77 233V232H76ZM185 233V232H184ZM188 233H189V231H188ZM187 233V234H188ZM155 235H157V234H154V236ZM186 235V234H185ZM189 235V234H188ZM196 235H197V233H196ZM195 235V236H196ZM201 237L202 238H210V236H209V234L206 232H201ZM229 235V234H228ZM58 236H59V234H58ZM226 236V235H225ZM42 237V236H41ZM43 237H44V235H43ZM1 238V237H0ZM62 238H64L63 236H62ZM116 238V237H115ZM114 238V239H115ZM234 238V239H235ZM39 239V238H38ZM66 239V238H65ZM116 239H118V238H116ZM1 240H4L3 242H5V239H1ZM40 240V239H39ZM42 240V239H41ZM188 240H189V238H188ZM200 240H201V238H200ZM227 240V239H226ZM116 241H118V240H116ZM177 241V240H176ZM209 241V240H208ZM220 241V240H219ZM222 241V240H221ZM0 242H2V241H0ZM2 242V243H3ZM52 242V241H51ZM110 242V241H109ZM112 242V241H111ZM111 242H110V244H111ZM174 242V241H173ZM216 242H217V240H216ZM118 243V242H117ZM120 243V242H119ZM122 243V242H121ZM156 243V242H155ZM179 243V242H178ZM198 243V242H197ZM3 244H5V243H3ZM109 244V243H108ZM200 244V243H199ZM226 244V243H225ZM233 244H235V243H233ZM80 245V244H79ZM103 245V244H102ZM221 244H219V246H220ZM65 246V245H64ZM156 246H157V248H156V250L161 246V244L159 243H156ZM180 246V245H179ZM199 246V245H198ZM203 246V245H202ZM233 246H236V245H233ZM60 247H62V246H59V248ZM176 247V246H175ZM193 247V246H192ZM201 247V246H200ZM232 247V246H231ZM63 248V247H62ZM65 248V247H64ZM113 247H111V249H112ZM224 248V247H223ZM108 249V248H107ZM106 249V250H107ZM110 249V248H109ZM182 249H184V248H182ZM210 249V248H209ZM83 250V249H82ZM105 250V249H104ZM189 250V249H188ZM190 250H192V248L190 249ZM204 250H205V248H204ZM232 250V249H231ZM251 250V249H250ZM249 250V251H250ZM73 250H68V253L70 254V255H72L71 254V252H72ZM110 251V250H109ZM113 251V250H112ZM155 251V250H154ZM160 251V250H159ZM187 251V250H186ZM219 251V250H218ZM246 251H248L247 249H246ZM3 252H5V251H3ZM63 252V251H62ZM61 252V253H62ZM216 252V251H215ZM224 252H225V250H224ZM22 253V252H21ZM21 253H20V256H21ZM58 253V252H57ZM103 253V252H102ZM105 253V252H104ZM108 253V252H107ZM209 253H210V251H209ZM253 253V252H252ZM251 253V254H252ZM24 254V257H23V261H21V264H25V262H26V260L28 261V259H29V253L26 251V252H24L23 253ZM79 255H80V253H78ZM100 254V253H99ZM111 254V251H110V253L108 254V255H110ZM134 254V253H133ZM219 254V253H218ZM253 254V255H254ZM79 255H77V253H76V255H75V257L74 258H76V257H79ZM91 255V254H90ZM159 254H158V252H156V255L154 256V261H155V264H159V261H157V256H158ZM216 255V254H215ZM247 255H249V254H247ZM252 255V256H253ZM23 256V255H22ZM52 256H54L53 254H52ZM58 255H55L54 257V259H56V257H57ZM82 257V262H84L85 260H87L86 259V257H83V255H81ZM102 256V255H101ZM111 256V255H110ZM191 256V255H190ZM209 256V255H208ZM222 256V255H221ZM243 256V255H242ZM252 256H251V258L250 259H252ZM60 257V256H59ZM71 257V258H70ZM70 257H68V260L70 259V261H71V259H72V257H73V255L72 256H70ZM89 257V256H88ZM140 257H141V255H140ZM202 257V256H201ZM220 257V256H219ZM245 257V256H244ZM45 258V257H44ZM47 258V257H46ZM62 258H65V256L64 257H62ZM67 258V257H66ZM65 258V259H66ZM85 260H84V259ZM107 258H109V256L107 257ZM135 258V257H134ZM138 258V257H137ZM136 258V259H137ZM178 258V257H177ZM193 258V257H192ZM206 258V257H205ZM218 258V257H217ZM222 258V257H221ZM227 258V257H226ZM234 258V257H233ZM235 258H237L236 256H235ZM241 258H243V257H241ZM249 258V257H248ZM255 258V260H256V257H254ZM253 258V259H254ZM53 260V259H51V254L49 253V257H48V260ZM64 259V260H65ZM80 259H78V260H80ZM197 259V258H196ZM199 259V258H198ZM239 259V258H238ZM249 259V260H250ZM49 260V262H47V264L49 263H51V261ZM67 260V259H66ZM74 260V259H73ZM77 260V261H78ZM80 260V261H81ZM189 260V259H188ZM222 260V259H221ZM249 260H248V262H249ZM90 261H91V258H90ZM90 261H88V262H90ZM107 261H109L110 262V260L108 259ZM175 261V260H174ZM191 261V260H190ZM223 261V260H222ZM251 261V260H250ZM74 262V261H73ZM82 262H79L78 261V263L80 264V263H82ZM86 262V261H85ZM84 262V263H85ZM93 262V261H92ZM95 262V261H94ZM131 262V261H130ZM183 262H184V260H183ZM186 262V261H185ZM253 262H255V261H253ZM52 263H53V261H52ZM104 263H105V260H104ZM204 263V262H203ZM207 263V262H206ZM240 263V262H239ZM74 264V263H73ZM77 264V263H76ZM88 264V263H87ZM89 264H91V263H89ZM93 264V263H92ZM110 264V263H109ZM111 264H112V262H111ZM186 264V263H185ZM205 264V263H204ZM223 264V263H222ZM233 264H235V262H233ZM245 264V263H244ZM248 264V263H247ZM253 264V263H252Z\"/></svg>",
	"mask_w": 264,
	"mask_h": 264
}]
</instances>
